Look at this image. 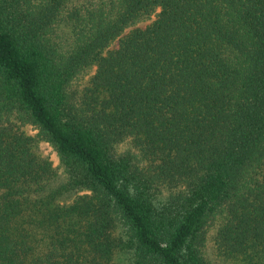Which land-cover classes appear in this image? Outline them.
Masks as SVG:
<instances>
[{"label": "trees", "instance_id": "16d2710c", "mask_svg": "<svg viewBox=\"0 0 264 264\" xmlns=\"http://www.w3.org/2000/svg\"><path fill=\"white\" fill-rule=\"evenodd\" d=\"M208 240L264 264V0H0V264Z\"/></svg>", "mask_w": 264, "mask_h": 264}, {"label": "rangeland", "instance_id": "374dc122", "mask_svg": "<svg viewBox=\"0 0 264 264\" xmlns=\"http://www.w3.org/2000/svg\"><path fill=\"white\" fill-rule=\"evenodd\" d=\"M154 18V15L150 16L149 18L143 19L142 21L138 22L136 26L143 27L147 23H149ZM116 40L112 42L109 48H115L116 47ZM93 70L87 73V75L83 78V81L87 79L91 74ZM22 130L25 134L35 136L36 128L30 124L24 125L22 127ZM36 151L41 156L46 157L49 162L51 163L52 167L56 169V171L59 170L58 167V158L52 149V147L46 143L45 141H37L36 143ZM204 258L206 260V264H243L241 261L232 259V258H225L223 256H220L216 253L214 250L212 243L210 240H208L205 244L204 248Z\"/></svg>", "mask_w": 264, "mask_h": 264}]
</instances>
